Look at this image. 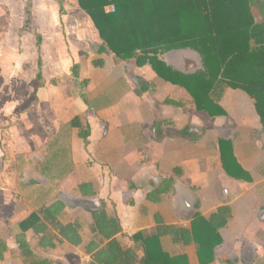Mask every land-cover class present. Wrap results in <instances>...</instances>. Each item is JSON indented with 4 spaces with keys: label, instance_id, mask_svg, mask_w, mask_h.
<instances>
[{
    "label": "crops",
    "instance_id": "0c3cea01",
    "mask_svg": "<svg viewBox=\"0 0 264 264\" xmlns=\"http://www.w3.org/2000/svg\"><path fill=\"white\" fill-rule=\"evenodd\" d=\"M74 2L82 13L69 12L65 0H0V264H90L108 242L91 229L102 206L119 220L113 238L133 251V264H264V128L254 101L226 88L223 115L197 112L149 64L100 53L93 25L98 47L88 52L80 36L91 20ZM9 11L19 12L15 22ZM23 27L35 32L28 81L14 42ZM49 34L70 80L44 79ZM182 51L160 58L186 74L198 70L167 58ZM219 139L231 140L248 179L228 174ZM56 205L59 215L40 213ZM221 208L226 222L215 228ZM57 222L78 224L75 242Z\"/></svg>",
    "mask_w": 264,
    "mask_h": 264
},
{
    "label": "trees",
    "instance_id": "16d2710c",
    "mask_svg": "<svg viewBox=\"0 0 264 264\" xmlns=\"http://www.w3.org/2000/svg\"><path fill=\"white\" fill-rule=\"evenodd\" d=\"M77 4L98 33L100 53H112L136 66L149 64L159 78L184 89L197 112L209 116L224 114L218 100L226 88L242 90L254 101L264 128L263 3L257 7L259 18L252 0H77ZM109 6L113 12L107 10ZM183 49L199 55L200 69L186 74L160 58ZM77 67H72L74 74ZM218 144L228 174L248 179L235 161L231 140L219 139ZM61 208H42L40 213L49 219L52 213L59 215ZM226 213L221 208L210 223L215 228L224 225ZM92 218V231L108 242L94 253L90 264L135 263L133 251L122 249L113 238L121 230L119 220L109 217L104 206L93 211ZM56 226L62 237L76 241L77 223L57 222Z\"/></svg>",
    "mask_w": 264,
    "mask_h": 264
},
{
    "label": "rangeland",
    "instance_id": "374dc122",
    "mask_svg": "<svg viewBox=\"0 0 264 264\" xmlns=\"http://www.w3.org/2000/svg\"><path fill=\"white\" fill-rule=\"evenodd\" d=\"M260 1L261 0H252V4L256 9L257 12V18L260 17L257 7L260 6ZM74 0H65V4H66V8L68 9L69 12L74 13V12H79L80 10L77 8V6H75L74 4ZM19 12H13L10 15V11L7 15V19H10L11 21L15 22L16 19L18 18ZM64 13V11H63ZM80 13H82L80 11ZM83 16V14H82ZM9 17V18H8ZM19 17H21L19 15ZM86 17V16H84ZM22 18H24V12L22 13ZM91 22H88V20H85L84 24L82 25V29H83V34L80 36V39L85 43V45H89L87 46L88 52H91L92 50H96L98 47V42H94L93 38L96 39V36L92 33H94L93 30V24H90ZM3 26L0 24V27ZM33 28V27H31ZM27 29L23 27L22 29V33H20V35L18 36V38H14V42L16 44V46L18 47L19 53H20V57H21V63H22V68H21V77L22 80H30L33 79L34 74H35V60H36V56H35V48H34V42H35V32L34 31H30V35L25 34V31ZM24 31V32H23ZM0 32H3V30H0ZM50 35V34H49ZM42 70H43V75H44V79L46 81H53L56 82L57 80H70L72 79V75L70 74V72L68 71V69L63 72L62 69H60L57 65L56 59L53 56L54 53V46H55V39L53 36L50 35L49 39H46V35H43V39H42ZM68 46H70L68 40L65 38V45L63 46V50H65V48L69 49ZM85 46V47H86ZM185 51L182 52H176V53H172L171 55L168 54L167 58L175 61L176 63L179 64V66L186 72H192L195 71L196 69L200 68V60L197 56V54L195 52H193L192 50L189 49H184ZM70 52V51H69ZM180 54L183 53L184 57H181ZM193 55L196 57L195 61H192L190 57H188L189 55ZM188 55V56H187ZM188 60H191L190 62ZM65 73V74H64Z\"/></svg>",
    "mask_w": 264,
    "mask_h": 264
},
{
    "label": "built area",
    "instance_id": "2783aa9c",
    "mask_svg": "<svg viewBox=\"0 0 264 264\" xmlns=\"http://www.w3.org/2000/svg\"><path fill=\"white\" fill-rule=\"evenodd\" d=\"M107 10L110 11V12H113L114 11V7L113 6H109V7H107Z\"/></svg>",
    "mask_w": 264,
    "mask_h": 264
}]
</instances>
